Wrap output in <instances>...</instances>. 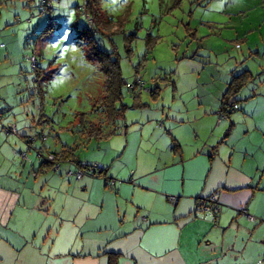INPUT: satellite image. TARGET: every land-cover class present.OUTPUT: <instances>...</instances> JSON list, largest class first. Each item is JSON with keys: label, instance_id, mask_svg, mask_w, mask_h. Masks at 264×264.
<instances>
[{"label": "rangeland", "instance_id": "374dc122", "mask_svg": "<svg viewBox=\"0 0 264 264\" xmlns=\"http://www.w3.org/2000/svg\"><path fill=\"white\" fill-rule=\"evenodd\" d=\"M9 1L4 8L1 1L0 10V105L6 110L4 126L16 125L17 134L0 133V169L58 207L64 201L73 205L68 206L70 217L83 205L80 216L97 212L87 201L93 195L94 205L100 204L99 183L84 190L75 174L66 176L69 166L54 171L41 163L35 148L75 147L84 166L108 167V183L111 171L119 168L121 153L127 148L126 156L132 155L130 148L134 143L138 147L140 136L154 134L160 124H182L183 117L201 124L202 107L221 104L220 94L233 78L244 70L254 79L255 73L264 75L259 71L264 69V0H91L94 25L86 0H23L29 8ZM86 28L96 30L92 40L83 35ZM109 62L118 65L121 81L111 82L120 95L111 99L116 103L114 116L106 119L102 98L109 75L103 66ZM262 87L263 79L238 91L232 108H227L230 116L221 124H246L241 108L247 103L246 110L255 115L262 111ZM252 93L258 97L243 100ZM233 112L237 115L227 119ZM96 124L109 138L84 133ZM160 130L165 133L167 127ZM35 137L36 142L29 143ZM159 145L164 147V142ZM11 150L17 156L26 152L29 161L17 165ZM87 178L105 182L102 176ZM110 217L106 211L98 215L100 220Z\"/></svg>", "mask_w": 264, "mask_h": 264}, {"label": "crops", "instance_id": "0c3cea01", "mask_svg": "<svg viewBox=\"0 0 264 264\" xmlns=\"http://www.w3.org/2000/svg\"><path fill=\"white\" fill-rule=\"evenodd\" d=\"M1 1L4 8L9 0ZM16 1L28 8L31 5ZM254 75L257 79L252 75L251 83L258 80L262 84L264 75ZM220 89L215 90L218 95ZM261 90L264 93L263 87ZM257 97L252 93L243 100ZM261 97L263 107L257 115L246 110L248 103L243 102L241 117L248 119L246 124H221L217 119L221 104L205 105L201 118L212 120L211 124L183 117L182 124H160L154 134L140 136L138 147L134 143L130 148L135 151L132 155L126 156L127 148L121 153L119 168L108 179L113 184L91 180L90 175L78 182L84 190L99 183L100 204L94 205L93 195L87 201L93 205L87 207L97 208L96 213L88 210L80 216L86 205H79L83 208L70 217L72 208L68 206L73 205L64 201L58 207L0 169V264H264V240L259 239L264 230V95ZM213 110H217L215 115ZM164 126L167 133L160 132ZM173 140L179 146L176 153ZM9 152L17 165L25 163L14 151ZM214 192L220 210L215 220L192 218L194 200ZM169 196L177 198L175 205ZM52 211L54 215L49 216ZM103 211L112 217L100 220Z\"/></svg>", "mask_w": 264, "mask_h": 264}, {"label": "trees", "instance_id": "16d2710c", "mask_svg": "<svg viewBox=\"0 0 264 264\" xmlns=\"http://www.w3.org/2000/svg\"><path fill=\"white\" fill-rule=\"evenodd\" d=\"M86 1H87L86 9H88V11L90 13V14H88V18H89V21L92 20L91 22L94 25L95 22L93 19V11L91 9V0H86ZM84 3H85V1H84ZM45 13H47V12H45ZM50 27L51 26H49V28ZM94 30H95V28H94ZM95 32H96V30H95ZM95 32L90 33L89 29L86 28L83 35L91 36V40H92ZM97 52L100 53V55H103L102 54L103 52H101L100 50H98ZM101 61L103 62L104 59L101 58ZM109 63H110V65L103 66V70H105V72L109 75L107 77V80L105 83L107 95H106V97L102 98L103 104H105V107L108 110V113L106 115V119L110 118L111 116H114L113 111L115 110L116 103H113L111 101V99H113V100L117 99L120 95L119 91H116V88H113L111 86V82L118 81L120 83V81H121V73H120L118 65L115 62H109ZM111 65H113L112 70L110 67ZM243 72H244V74H240L237 79H235V78L232 79V81L229 84L226 92L223 94V96L221 98V105L219 108V114L223 115L224 118L230 116V114H231L227 108L228 107L232 108V105L234 104V95L238 91H240L248 82H250L253 79V76L248 71H243ZM230 101H231V103H230ZM231 111H233V109ZM4 112H5V110L3 109L2 113H4ZM115 115H116V113H115ZM227 119H230V117ZM84 130H85L84 133L88 137L93 136V137H98V139L109 138L108 137L109 135H104L103 128H102L101 124L91 125L90 127H87ZM39 136H43V134H39L38 137ZM42 147H43L44 152H48V153L53 154L55 161L60 163V167L56 172L60 171L63 164H65L67 167L69 166L68 171L69 170L74 171V169H75L73 167L74 165H76L78 167V169H83V168L87 169L88 167H92V165L84 166L78 160V158L75 154V147H65L64 148L62 146L63 148L62 149L60 148V150H58V151L57 150H50V149L46 148L44 145H42ZM172 151L175 153L179 151V146L174 140L172 141ZM21 154L22 153L19 154V157ZM21 162H26V161L21 160ZM41 163L45 164L49 168H52L51 162H47L46 160H42ZM70 167H72L73 169H70ZM78 169H76V170H78ZM105 173H107V168L103 169L101 167L99 169H95L94 171H92V173H90L88 175H90L92 177L97 175V177L102 176L104 178L106 176ZM66 176H67V174H66ZM105 183L107 184V178H105ZM108 183L112 184L113 182H108ZM106 184H104V186H106ZM215 217L213 220H215Z\"/></svg>", "mask_w": 264, "mask_h": 264}, {"label": "built area", "instance_id": "2783aa9c", "mask_svg": "<svg viewBox=\"0 0 264 264\" xmlns=\"http://www.w3.org/2000/svg\"><path fill=\"white\" fill-rule=\"evenodd\" d=\"M31 61L33 62V65L35 64V60L34 58H31ZM138 81H140V78H138ZM2 107L0 105V133L4 132L6 134H14L16 135V127L14 124H11L9 126H4L5 124L3 123V116L4 113H2ZM219 116L222 119L224 118L223 115L219 114ZM45 139V137H43ZM37 137H35L34 140H30L29 143H31V141H35L36 142ZM31 148L27 147V151H29ZM35 150L37 151V156L40 158H43V160H46L47 162H51L52 163V169L54 171H57L60 167V163L55 161L54 155L48 152H44L43 147H37L35 148ZM27 153H22L20 155V158L22 161H29L27 159ZM69 164V163H68ZM70 165V164H69ZM71 166V165H70ZM101 168L100 165H92V167H88L86 170L84 169H78L76 170L77 172H71L68 171L67 172V177H70L72 175L75 174L76 179L80 180L82 177L90 173H92V171H94L95 169H99ZM113 184V183H112ZM169 201L175 205L177 203V198L174 196H169ZM220 212L219 210V202H218V193L214 192L212 195L208 196V197H200V198H196L194 200V206H193V210L191 212V217L192 218H197V219H201V218H209L211 220L214 219V217ZM242 213H246L245 209L241 210ZM249 217V216H248ZM250 220H252V217H249Z\"/></svg>", "mask_w": 264, "mask_h": 264}, {"label": "snow or ice", "instance_id": "6c2138e0", "mask_svg": "<svg viewBox=\"0 0 264 264\" xmlns=\"http://www.w3.org/2000/svg\"><path fill=\"white\" fill-rule=\"evenodd\" d=\"M248 227H251V225H248ZM259 239L264 240V230H262V234H261V236L259 237ZM261 252L264 253V248L261 249Z\"/></svg>", "mask_w": 264, "mask_h": 264}]
</instances>
